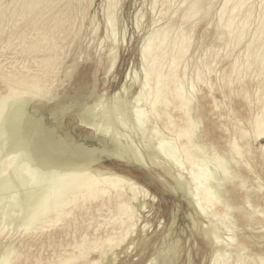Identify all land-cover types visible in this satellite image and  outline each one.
Instances as JSON below:
<instances>
[{
  "label": "bare ground",
  "instance_id": "6f19581e",
  "mask_svg": "<svg viewBox=\"0 0 264 264\" xmlns=\"http://www.w3.org/2000/svg\"><path fill=\"white\" fill-rule=\"evenodd\" d=\"M73 1L0 0V39L5 42L0 49L14 39L19 47L13 57L0 53L4 61L10 59L0 60V229L9 227L0 230V264H23L27 248L41 235L47 248L59 250L30 264H118L120 254L128 257L137 249L141 257L148 253L137 264H178L185 253V262L194 264L190 240L199 248L195 235L205 244L201 264H264L263 246L255 250L264 241V5L258 9L261 25L244 47L243 64L233 59L216 79L220 89H229L222 93L231 104L225 113L217 101V83L210 79L215 69L207 48L190 72L187 66L193 59L188 53L195 28L206 19L212 0L186 1L178 17H169L166 26L144 35L136 70L142 77L125 73L116 89L93 84L80 95L59 96L83 54L79 49L71 63L64 64L60 45L53 42L56 36L71 34V15L80 10ZM106 1L105 36L112 37L114 45L102 53L104 83L119 60L118 1ZM248 2L224 0L217 12L219 39L232 41L233 47L248 27ZM165 13L156 14L161 18ZM204 28L198 40L206 37ZM96 54L101 63L102 54L97 49ZM250 78L255 79L261 113L259 109L247 121L251 132L238 129L234 139L220 144L213 134L219 126L223 130L224 123L218 125L210 115L219 110L220 119L239 116L238 106L250 105ZM52 102L43 112V104ZM67 115L84 129L82 138L64 126ZM107 160L145 168L165 188L180 193L190 210L187 240L175 233V214L167 232L148 236L153 222L146 213L158 196L137 175ZM85 216L88 223L78 237L61 243ZM29 230L33 232L28 236ZM18 231L21 238L14 237Z\"/></svg>",
  "mask_w": 264,
  "mask_h": 264
},
{
  "label": "rangeland",
  "instance_id": "374dc122",
  "mask_svg": "<svg viewBox=\"0 0 264 264\" xmlns=\"http://www.w3.org/2000/svg\"><path fill=\"white\" fill-rule=\"evenodd\" d=\"M5 1L7 0H4V2ZM117 1L118 3L115 8V20H116V27H117V37H116L117 39L116 40H118L117 47H118V52H119V60H118L117 67L115 68L116 69L115 72L112 75H110L108 79H106V83H104V76H105L104 69H103L104 55L102 53L104 51H107L108 48L114 45L113 43L114 41L112 37L106 38L105 36V29H106L105 16H106V10H107V1L106 0H84V1L74 0L73 1V5L76 4V6L80 8V10H76V12L71 15L72 16L71 22L72 23L74 22V26L72 28L71 34L65 39L61 38L60 36L59 37L56 36L53 42L60 45L59 53L63 59L62 62L64 64L71 63V59L76 57V55L79 54V49L83 52V54H82V58L78 59L77 68L72 73V76L65 78L62 84V87L60 88L59 96L69 97V96L80 95L82 92H84V90L87 87H91L93 84H95L99 89L105 86L108 89L113 90V89H116L120 85V83L124 80L125 73L129 75L128 77H130L131 74L134 75L133 77L138 76L136 70L140 71L139 49H140L142 41L154 29L158 30L160 28H163L164 25L166 26L169 22V19H168L169 17L170 19H173V20L174 18L178 17L179 13L184 9V6L187 3L186 1L188 0H173V1L172 0L171 1H168V0H155V1L154 0H117ZM263 1L264 0H251V1L249 0L250 3L248 2L249 3L248 5H250L251 7V13L247 21L248 27L247 26L245 27L244 37L241 40L240 44L237 45L236 47H233L232 41H229L228 39L224 37L223 38L221 37L219 39L220 27L217 24L218 22L217 12H219L220 5H222V2H224V0L210 1V4H209L210 10H208L207 12L206 19L201 20L199 25H197L195 28V32L193 34L194 38L192 39L193 45L191 46L190 52L188 53V55L190 54L193 56V59L188 60L187 62L189 72L193 69L192 62H194V60H198L199 58H201V56H203L204 54V49L207 48L208 50L207 57L209 58L213 57L214 59L211 66L213 65L212 67L218 72L217 73L214 70V72L210 74V79L213 82L217 83L216 85H214L217 90L216 91L217 101H219V103L221 104V111L225 113L229 112L228 106H230L231 104H230V101H228L226 98H223L222 93L223 92L226 93L229 89L226 87H222L220 89L218 85L219 82L218 80L216 81V79L222 75V73L221 75H219L220 70L228 68L229 66L228 64L232 62L233 59H238V60L240 59L239 63L243 64L244 47L247 45L248 41L251 40L250 39L252 38L251 35L255 31V29L261 25V22H259V12L264 5ZM170 2L171 3L173 2V3L171 4ZM182 2L183 4H181ZM179 3L182 6H179L180 5ZM150 8H152V11ZM173 10L175 14L173 13ZM165 11L166 13L161 18H159V15H161V12H165ZM156 13L159 15H157ZM155 15H156V18H154ZM171 15L173 16V18ZM157 21L158 22L160 21V23L157 24L156 23ZM208 24L211 27L208 26ZM252 25L253 27H251ZM150 26L152 27L150 28ZM5 27L6 29L8 28L7 26ZM202 27L203 28L205 27L204 29H206V31L208 32L205 35L206 37L203 38L205 41L203 39L198 40V32ZM215 27L218 29H216ZM95 28H96V31H94ZM146 33H147V36H146ZM73 35H74L73 41H69V39L72 38ZM213 35H214L215 41L212 39ZM123 36H124V40L122 39ZM211 40L213 41V43ZM13 41L14 42H12V44L8 46L7 48L0 49V53L3 55V57H9V56L11 57L12 55L13 56L15 55L16 50L19 48L18 40L14 39ZM217 42H221V43H217ZM225 42L230 43V44H228L227 46ZM205 43H208V45H205ZM4 45H5V42H3L2 39H0V46L3 47ZM230 47L233 48L232 49L233 52L232 50L230 52ZM96 49L99 53L102 54L103 61L101 63H99V59L97 58ZM200 52H202L203 54ZM87 53L90 54L89 57L86 56ZM3 57H0V60H2L4 63H7L8 61H10V59L4 61ZM130 70L136 71L135 74H133L134 71L132 73ZM61 75L62 73L60 71L58 73V77ZM139 76L142 77L141 72ZM247 86H248L247 89H248V98H249L248 103L250 105L247 104L245 108H241L238 106L237 109L239 112V116L235 117L234 115H227L228 117L224 119H220L217 116V112L219 110L218 111L213 110L215 114L210 115V119L214 120L215 123H217L218 125H220L219 123L220 120L223 121L224 123L223 130L219 126V128H216L215 134H213L218 139V143L220 144H224V141L227 140L228 138L234 139L235 132L238 129L239 130L245 129L251 132L252 130L251 125L247 121L249 120L251 121L252 118L257 114L259 109H260L259 112L261 113L260 105H257L256 103L257 96H255L256 94L255 93V90H256L255 79L253 78L248 79ZM52 104L53 102L51 104L44 103L43 104L44 107L42 108L43 112H47L48 107ZM232 105H234V103H232ZM242 116H243V119L241 118ZM73 119H74L73 116L67 115L64 118V126L67 127L71 135H73L76 138H82L85 134V131L82 127L76 125V121ZM239 123L241 124L239 125ZM233 132H234V135H233ZM86 140L88 142H94V140L90 138H87ZM262 142L264 143V141ZM105 162L119 169L131 171L133 174L137 175L142 181H144L150 187V189L154 193H156V195L158 196V200L157 202H155L153 210H151L149 213H146V214H149V217L151 218V221L153 222L152 229H149V231L147 232L148 236L156 237L158 234L160 236V234L163 231L167 232L169 225H171V222L173 220V214H175L176 223H175V226H173L175 229V233L179 234L183 238L184 241L187 240V237H189L191 234L189 231V227H191V223H190L191 221L188 217V214H190V210H189V205L187 201L180 195V193L177 194L165 188L162 181H160L157 177L151 176V174L145 168L138 167V166H126L125 164H121L113 160H107ZM213 163L214 161H210L209 165ZM262 204H264V198L262 200ZM83 220L84 221L80 222V224L77 226L76 229H74L73 231L71 230L70 231L71 233L69 232L67 236L62 237L60 239V242L64 244L67 241H71L74 236L78 237L79 233H81L82 228L88 223L86 216L83 217ZM159 220H161L163 224L159 225L158 224ZM156 225L158 228L156 227ZM7 227L8 226H2V229L0 230L2 232H7L9 228ZM28 232H30V230ZM32 232L33 231L28 233V236L31 235ZM18 233H22V231H18L14 237L21 238L22 236L21 235L18 236L19 235ZM175 233H173V235H175ZM28 236H26L25 238H27ZM36 239H39L38 240L39 242L27 248L26 252L28 254V259H23L22 260L23 264H28V263L30 264L35 257H39L45 260V256L52 254L54 252L55 248L52 250V248H49V247L47 248L45 246V235L36 237ZM195 239L199 245V248L196 249L194 245V239L191 238L190 246H191L192 256L194 258V264H201L202 263L201 255H202V251L205 249V244L200 238V236L195 235ZM262 246L264 248V241H261V243H258V246L256 247L255 250H259V247H262ZM55 250L58 251L59 248H56ZM147 255L148 253H146L143 257H141L139 250L137 249L133 251L128 257H125L124 254H120L116 262L120 264L124 262L125 260H127V262L130 264L131 263L137 264V263H140L146 260ZM186 256H187L186 253L183 254L178 264H187L185 262L187 259ZM233 257H235V255H233ZM221 259L224 260L223 258Z\"/></svg>",
  "mask_w": 264,
  "mask_h": 264
}]
</instances>
